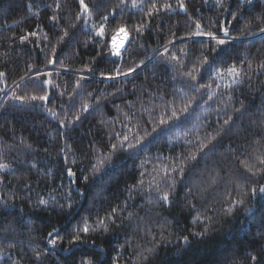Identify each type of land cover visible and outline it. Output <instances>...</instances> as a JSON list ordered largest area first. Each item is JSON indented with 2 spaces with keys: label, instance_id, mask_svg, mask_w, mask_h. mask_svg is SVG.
Instances as JSON below:
<instances>
[{
  "label": "trees",
  "instance_id": "16d2710c",
  "mask_svg": "<svg viewBox=\"0 0 264 264\" xmlns=\"http://www.w3.org/2000/svg\"><path fill=\"white\" fill-rule=\"evenodd\" d=\"M85 3L0 0V264H264V0Z\"/></svg>",
  "mask_w": 264,
  "mask_h": 264
},
{
  "label": "snow or ice",
  "instance_id": "6c2138e0",
  "mask_svg": "<svg viewBox=\"0 0 264 264\" xmlns=\"http://www.w3.org/2000/svg\"><path fill=\"white\" fill-rule=\"evenodd\" d=\"M218 2H219V0H218ZM79 3H80V5H81V7H82V13H89V12H90V9H89V7H88V4L85 3V0H79ZM133 6H134V7L136 6V4H135V0H133ZM180 7L183 8V4H181ZM52 19L55 20L56 17L53 16ZM104 19L106 20L107 17H105ZM199 27H200V26L197 25V29H198V30L194 33V35H197V36H204V35H207V36L211 37L212 39H216V37H215V35H214L213 33H211V32H207V33H205V32H203V31H200V30H199ZM120 31L123 33V39L126 41L127 38H128V33H127V31H126L125 29H121ZM261 31H264V28H262ZM224 32H225V34H227V29H224ZM99 34H100V35H104V31H103V29L100 30ZM27 39H28L27 37H22V40H27ZM217 43H219V44H223L224 41H223V40H218ZM123 47H124V43H123V42H121L119 45H117V44L115 43V41H114V42H113V53H112V54L115 55V56H120V55H121V51H120V49L123 48ZM51 62L54 63L55 61L53 60V61H51ZM132 71H134V69H132ZM229 71H230V73H231L234 77H239V76H240V72L237 71V70L234 69V68H233V69H230ZM128 74H129V73H124V75H128ZM2 75H4V74H3V73H0V76H2ZM116 75L119 76V75H120V72L117 71ZM108 78H109V79H112L113 77H108ZM32 99L47 100L48 97H47V96H41V97H33ZM77 119H78V117H77ZM261 162L264 163V161H261ZM4 167H7V166H6V165H2V164H0V168H4ZM249 171H251V169H249ZM260 191H264V188H261ZM163 199H165V200L168 199L167 194H165V196L163 197ZM85 231H87V228H85ZM205 231H207V229H205ZM184 239H185V241H187V237H185ZM50 243L55 244L56 241H55V240H52V241H50Z\"/></svg>",
  "mask_w": 264,
  "mask_h": 264
},
{
  "label": "rangeland",
  "instance_id": "374dc122",
  "mask_svg": "<svg viewBox=\"0 0 264 264\" xmlns=\"http://www.w3.org/2000/svg\"><path fill=\"white\" fill-rule=\"evenodd\" d=\"M114 41H115V43H116L117 45H119L121 42H123V43H124V46H125L127 40L125 41V40L123 39V33L120 32V33L115 37ZM114 41H113V42H114ZM123 48H124V47H123ZM123 48H121L120 51H122Z\"/></svg>",
  "mask_w": 264,
  "mask_h": 264
},
{
  "label": "water",
  "instance_id": "95a60500",
  "mask_svg": "<svg viewBox=\"0 0 264 264\" xmlns=\"http://www.w3.org/2000/svg\"><path fill=\"white\" fill-rule=\"evenodd\" d=\"M128 41H129V35H128V38H127V41H126V44H125V46L127 45Z\"/></svg>",
  "mask_w": 264,
  "mask_h": 264
}]
</instances>
